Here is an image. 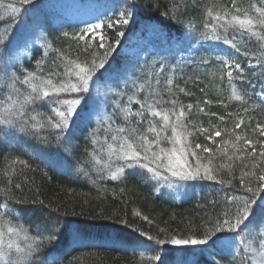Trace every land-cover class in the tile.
I'll list each match as a JSON object with an SVG mask.
<instances>
[{"label":"snow or ice","instance_id":"1","mask_svg":"<svg viewBox=\"0 0 264 264\" xmlns=\"http://www.w3.org/2000/svg\"><path fill=\"white\" fill-rule=\"evenodd\" d=\"M18 3L20 6L28 5L32 0H18ZM0 7H4L6 11L11 10L9 19L13 21L22 10L14 3L5 4L4 0H0ZM185 7L187 5L184 0H172L171 7L162 15L177 18ZM131 15V12L122 11L115 21L109 20L107 26L111 28L114 24L127 25ZM202 16L203 28L206 30L202 32V38L221 41L245 57V61L233 60L231 56L219 57L218 71L205 76V79L208 75L214 79L204 83L203 87L200 86L203 81L198 74L189 76L184 81V86H180L172 75L175 73L173 66L170 74L164 78L162 91L159 87H152L143 100H135L133 94L127 97L124 104L117 101L113 115L122 117L123 123L112 128V117H106L109 127L105 132L112 133L111 143L107 137L105 140L108 159L102 160L93 152L92 163L98 166V171H107L112 180L119 179L126 168H139L146 170L153 179H164L169 187L175 180H214L228 187H232L234 180L238 181L239 187L251 195L244 198L228 197V202L233 207L224 211L223 219L217 218L211 228L206 227L202 238L195 235H171L167 239L157 238L155 243L208 245L217 233L227 231L242 236L232 254L231 264H264V231H256L264 229V205H257L256 200V194L264 192V122L258 121L253 115L257 109L264 112V0H249L246 5L244 0L214 3L204 7ZM101 27V23L90 24L80 33H72L71 36L68 32H63L62 36L75 42V47L65 52L52 49L51 45L46 44L44 56L37 61V65L44 62L51 50L56 56L51 59L47 70L42 67L33 71L24 69L21 74L7 71L16 67L19 56L14 51L15 46L6 28L4 34L0 35V72L7 81L9 91L0 99V125L37 137L45 128L54 129L57 131L56 142L60 143L66 133H70L82 105L87 102L85 94H91L92 86L100 79L98 72L105 68L107 57L112 51L111 44L105 46L103 35L95 44V36L85 38V33H95ZM188 27L191 30L195 25L189 23ZM123 35V31H117L116 44L120 43L118 38ZM99 49H104L102 54ZM253 59L255 63H252ZM244 64H247V68ZM165 70V66L161 64L156 73H149V76L156 77V86L161 84L159 76ZM253 79L261 89L257 94L260 104L250 107L248 101L251 97L246 99L248 93L243 82L247 81L255 88ZM189 82L198 89L202 98L184 103L181 95H196L189 90ZM225 82L227 89L221 87ZM18 83L25 88L22 90L17 87ZM210 88L216 90L215 99L208 98ZM137 91L144 92L145 85H140ZM65 94L75 95L71 99L62 98ZM233 101L237 102L239 110L227 111L232 107ZM37 102L49 107L51 114L36 112L35 108L30 112L29 106L36 105ZM132 103L138 105L137 110L133 111L128 107ZM214 104L225 109L224 113L212 111L211 106ZM200 116L207 118V126L203 119H197ZM96 131L98 130L90 135L95 137ZM199 137H203V143L196 142ZM44 139L47 142V137ZM91 142L96 144L98 141L93 138ZM113 157L121 162L115 170ZM17 164L21 166L19 169ZM27 167L26 161L17 158L3 172L6 179L3 181L5 186L0 187V264H56L55 260L49 262L41 259L43 248L59 241L55 225L46 224L43 229L37 226L35 234H30L24 225L13 224L8 219L17 215L10 202L26 203L17 198L14 189L23 191L25 184L31 183L24 173V168ZM225 169L228 178H220L219 173ZM84 174L88 175L87 171ZM13 177L18 179L14 180ZM39 203L43 204V201ZM253 205H257L260 210L258 221L257 208ZM143 219L148 218L145 216ZM45 232L48 233L46 236ZM140 235L146 236L149 241L153 239L144 232ZM212 242L216 243L214 240ZM150 259L160 261L161 257L156 255Z\"/></svg>","mask_w":264,"mask_h":264},{"label":"trees","instance_id":"2","mask_svg":"<svg viewBox=\"0 0 264 264\" xmlns=\"http://www.w3.org/2000/svg\"><path fill=\"white\" fill-rule=\"evenodd\" d=\"M42 1L32 0V3L20 6L18 0H4L5 4L14 3L22 10L18 18L13 21L9 19L11 10H8V13L4 7H0V17L3 18L0 19V35H3L7 28L15 47L24 44L23 33L17 31L18 25L23 22L27 23V17H29L26 12L27 9ZM221 2H226V0H184L187 7L182 8L177 18H169L162 13L171 7L172 0H119L116 14L103 23L100 35H97L96 32L84 34L86 39L95 36L94 44L103 35L105 46L111 44L112 51L107 57L105 68L102 69L103 72H101L102 70L98 72L100 79L92 86L94 90L92 91L91 88V94H85L87 102L82 105V110L76 117L75 124L81 119L88 118L87 115L94 109L102 110V106L98 104L100 103L99 100L94 96L95 94L109 95L111 93L109 90L121 92L124 89V83L113 84V82L107 81L105 70L107 68H120L123 56L122 46L139 29L141 24H157L160 29L174 37L181 36L188 31L202 34L206 31L202 24L204 7ZM248 2L249 0H244L245 5ZM122 11L132 13L129 24H114L113 27H108V21H115ZM189 23L195 25L191 30L188 27ZM73 28L60 32L59 30L53 31L54 29L48 27L47 33H45V41L52 46V49L67 52L70 48L75 47V42L63 37L62 33L68 32L70 36L72 33H80L81 30H72ZM117 31L124 32V35L118 38L119 44L115 43ZM124 37L128 38L124 41ZM80 43L83 44V41ZM231 50L234 52L235 60L245 61V57L233 49ZM44 51L45 48L42 46L36 48L30 58H25L21 62L17 60L16 67L9 68L7 71H15L17 74H21L24 69L33 71L37 70L38 67H42L46 71L56 53L49 50L48 57L38 66L37 61H40L41 57L44 56ZM99 51L102 54L104 49H99ZM81 59L84 57L81 56ZM252 63H255L254 59ZM244 66L247 68V64ZM119 70H122V66ZM132 71L136 73L134 69ZM194 74L188 73L176 83L184 86V81ZM196 74L200 75L203 81L200 84L201 87L204 86V83L214 79L212 76H207L205 79L206 74H210L207 71ZM215 82L219 83L218 80ZM6 84L7 81L3 79V74L0 72V99H3L4 94L9 91ZM152 84L153 87H159L161 91L163 90V82L156 86L154 80ZM252 84L259 85L255 79L252 80ZM239 85L240 82H238ZM17 87L22 88V90L25 88L19 83ZM188 87L196 95L195 97L181 95L184 103L194 102L195 99L202 98L198 89L191 82H189ZM221 87L227 89V83L225 82ZM243 87L248 93L246 99L251 97L248 101L249 106L259 105L260 101L254 95L257 90L250 89L251 85L247 81L243 82ZM131 93L137 95L133 89ZM74 95L65 94L62 98L71 99ZM216 95V90L210 88L208 98L215 99ZM226 95L227 92H225ZM43 103L46 104V102ZM231 104L232 107L227 111L239 110L236 107L237 102L233 101ZM105 106L109 111L108 116H111L114 122L113 117L118 120V116L113 115L114 110L110 109L109 105ZM105 106L103 105V107ZM33 108L36 112L51 114L50 108L42 106L41 102L30 105L29 111L31 112ZM211 110L221 114L225 111L221 106L215 104L211 106ZM253 115L258 121L264 122V112L257 109ZM98 118L100 117L92 118L93 120L86 123V126L76 130L73 128L70 133H66L61 141L62 143L66 142V146L56 142L57 131L54 129L45 128L37 137L20 133L15 129H6L4 125H0V187L5 186L3 181L6 178L3 176V172L7 165L17 158L27 162L28 167L24 168V173L31 181V183L25 184L23 191L14 189L17 198L23 199L26 203L14 204L10 202V206L17 215L8 217V219L12 220L13 224L24 225L30 234H35L37 226L43 229L46 224L55 225L59 233L58 243L46 245L42 250L41 259L49 262L55 260L56 264H172L178 256V250H182L185 255H190L191 252H194V248L192 245H158L155 243L157 238L167 239L171 235L181 237L195 235L202 238L204 229L206 227L211 228L217 218L223 219L222 213L233 207L228 202V197L244 198L251 195L240 188L238 181L235 180L232 187L216 183L214 180H190L192 184L185 186L187 189L185 197L175 199L166 196L161 188L154 184V179L147 172L123 173L117 180L110 179L107 171H98V167H89L91 164L89 158H92V156L89 157L90 152L93 153L91 141L95 138L90 135L95 129L91 125L94 126V122ZM197 119H203L205 126H207L206 117L200 116ZM45 137H47V142H45ZM196 142L203 143V137H199ZM208 143L211 144V142ZM217 162H219V158ZM16 167L19 169L21 166L17 164ZM85 171L88 175L84 174ZM236 171L238 174L239 166H237ZM219 175L220 178H228L226 169L222 170ZM13 179L18 178L13 177ZM195 190L197 192H194ZM263 195L264 192L256 194L257 205H264L261 203ZM39 201H43V204ZM257 205H253V207L257 208L258 221L260 210ZM145 216L148 218L147 220L143 219ZM72 229L76 231L73 235L79 234L81 236L82 244L69 248ZM256 231L260 232L264 229H256ZM141 232L147 233L153 239L147 240L146 236L140 235ZM47 234V232L44 233L45 236ZM232 234L234 233L227 231L217 233L209 241L210 252L208 253L205 248L199 252L202 256L200 259L202 264H231L232 256L224 254L221 250L224 248L222 246H220L221 249L217 248V243L214 244L212 241L217 242L216 238ZM240 237L242 238L241 235ZM156 255L161 257L160 261L150 259Z\"/></svg>","mask_w":264,"mask_h":264},{"label":"rangeland","instance_id":"3","mask_svg":"<svg viewBox=\"0 0 264 264\" xmlns=\"http://www.w3.org/2000/svg\"><path fill=\"white\" fill-rule=\"evenodd\" d=\"M119 0H45L38 4L32 5V10L30 13V22L19 23L17 31L23 33V38L25 43L20 46L15 47L14 51L18 54V61L21 62L25 58H30L33 51L36 48L44 47L48 44L44 40V32H42L41 27L48 25L55 31L56 27L62 29L72 30H82L90 24L103 23L107 21L112 15L116 14L118 8ZM4 11V9H3ZM5 12V11H4ZM9 13V11L7 10ZM119 16V15H118ZM33 24V26L31 25ZM30 27V28H29ZM101 29V28H100ZM100 29L96 30V34L100 35ZM37 31V32H36ZM92 33V32H88ZM16 38L18 36H15ZM128 37H124V41ZM17 45V44H16ZM123 56L121 58L122 70L112 68H107L105 73L107 75V81H111L117 84L124 83V89L121 92L111 91L109 95L106 94H95V98L99 100V105L102 106V110L97 108L90 112L85 119H81L78 123L74 124L71 129H80L86 126L92 118L100 117L94 122L96 131L95 139L98 141L96 144H91V149L98 156L100 155L102 160L108 159L107 154V144L105 143L106 137L108 142L111 143L110 135L111 132L106 133L105 129L109 127V122L106 117L109 115L108 109L105 105H109L110 109L114 110L115 103L119 101L121 104L126 103L127 97L133 95V92L137 93L134 96L135 100H143V98L148 94V92L153 87L152 82L156 77L149 76V73H156L159 69V65L163 64L165 66V71L160 74L159 79L161 82L164 78L170 74V70L175 66V73L172 75L175 81H181L188 73H199L207 71L210 73L217 72L219 69V57L231 56L233 60L234 52L228 48L227 45L220 43L215 40H204L202 35L195 31H188L181 36H173L168 34L165 30L160 29V26L153 23L141 24L139 29L136 30L130 38L126 41V44L122 46ZM203 61H207L205 64ZM117 64V63H114ZM113 64V66H114ZM136 73H134L132 71ZM209 69V70H207ZM103 72V70L101 71ZM209 77L211 75H208ZM120 82V83H119ZM145 85V91L139 92L137 89L140 85ZM127 87V88H125ZM252 90H257L254 94L255 98L260 101V97L257 95L261 92L259 85ZM94 88H92V91ZM253 91H250V93ZM117 95H115V94ZM123 93L124 95H119ZM131 93V94H130ZM107 98V99H105ZM104 103V104H103ZM103 105L105 107H103ZM133 111L137 110L138 105L132 103L128 105ZM118 116V120L114 117L115 122L112 124V128L123 123L122 117ZM76 119V118H75ZM62 143V142H60ZM64 146L67 145L66 142L62 143ZM105 149V152H104ZM106 153V155H105ZM91 152L90 156L91 157ZM91 163L89 167L96 168L92 163V158H89ZM115 163L113 164V170L121 162L116 161L113 157ZM147 172L139 168L135 169H125L124 174H132L135 172ZM123 174V173H122ZM169 175L170 174H166ZM154 184L161 188L162 192L171 198L182 199L186 195L187 189L186 185L192 184L189 181L175 180L171 187L168 186V182L164 179H154ZM194 192H197L196 190ZM264 197V195L262 196ZM261 203L264 204V199H261ZM72 232H76L72 229ZM234 235V237H231ZM232 235H224L217 239V248L221 249L224 254L232 256L236 245L241 239L240 235L234 233ZM81 236L79 234L71 237L70 242L72 246L79 243ZM104 241V240H103ZM210 243V242H209ZM80 245V244H76ZM194 252L199 253L203 248L209 253L211 248L208 245H192ZM207 254V253H205ZM175 264H202L200 257L196 255H184L180 259H177Z\"/></svg>","mask_w":264,"mask_h":264}]
</instances>
